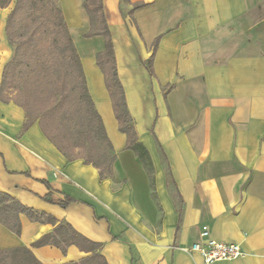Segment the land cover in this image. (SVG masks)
I'll list each match as a JSON object with an SVG mask.
<instances>
[{
	"label": "crops",
	"instance_id": "0c3cea01",
	"mask_svg": "<svg viewBox=\"0 0 264 264\" xmlns=\"http://www.w3.org/2000/svg\"><path fill=\"white\" fill-rule=\"evenodd\" d=\"M84 1L59 3L116 154L113 176L102 179L94 165L68 160L38 121L23 131L24 108L0 101V191L57 221L19 214V234L0 222V249L27 246L42 264L78 261L87 253L76 245L65 253L33 246L66 222L102 243L108 264H204L183 248L206 228L244 252L215 264H264V0H102L156 197L143 162L126 147L97 64L104 37L85 36L91 18ZM2 73L1 66L0 82ZM67 198L73 201L63 207Z\"/></svg>",
	"mask_w": 264,
	"mask_h": 264
},
{
	"label": "trees",
	"instance_id": "16d2710c",
	"mask_svg": "<svg viewBox=\"0 0 264 264\" xmlns=\"http://www.w3.org/2000/svg\"><path fill=\"white\" fill-rule=\"evenodd\" d=\"M13 0H0V8L7 7ZM129 1V0H127ZM143 3H135L134 8ZM83 6L91 18V28L86 37L102 35L104 49L97 53V64L105 76V84L111 95L120 131L127 135V148L135 151L141 159L150 177L152 193L155 194L154 166L146 146L139 141L134 120L128 110L123 85L117 71L116 57L111 32L105 19L102 0H85ZM8 39L14 47L12 58L5 64L0 82V101L15 102L26 112L23 131L34 122H39L42 131L48 139L66 156L68 160L82 159L86 164H92L99 169L102 179L113 176V164L116 158L112 143L106 133L102 118L95 108L89 94L83 72L81 58L74 45L67 22L58 0H15L5 25ZM53 36V37H51ZM51 40L63 52L67 65L65 77L71 80V86L65 84L62 95L55 96L52 103L43 107H32L12 96V74L18 68L37 66L40 80L45 85L50 69L42 63L39 43ZM158 41L154 42L153 53L149 58L148 67L153 72V59ZM74 100L72 102L71 100ZM89 121L85 130L77 125V119ZM77 133L89 135L87 140L77 141L72 137ZM99 145H95L96 141ZM179 199V200H178ZM73 199L67 198L61 202L67 207ZM175 202L182 218V200L175 196ZM19 214H25L32 221H50L56 223V218L45 212L38 211L21 203L8 193L0 191V222L10 230L19 234L21 222ZM54 244L65 253L67 247L76 245L87 253L78 261L62 264H108L101 253L103 246L78 231L66 222L59 223L52 233L36 241L33 246ZM0 264H42L27 246L0 249Z\"/></svg>",
	"mask_w": 264,
	"mask_h": 264
},
{
	"label": "rangeland",
	"instance_id": "374dc122",
	"mask_svg": "<svg viewBox=\"0 0 264 264\" xmlns=\"http://www.w3.org/2000/svg\"><path fill=\"white\" fill-rule=\"evenodd\" d=\"M15 0H13L7 7L6 10L0 13L1 20H7L11 8L14 6ZM59 2V0H58ZM60 4V3H59ZM4 20V25H5ZM6 31V30H5ZM53 37V36H51ZM51 41V40H50ZM49 40H45L39 43L41 50H45L41 56V61L45 67L50 69L51 74H47L48 82L43 84L40 80V74L37 66L32 68L18 67L13 71L12 74V90L10 93L12 96L17 97L18 100L32 107H43L53 102L55 96L62 95L64 85L71 86V80L69 77H65L66 61L63 58L62 50L56 45H52ZM14 53V47L10 43L7 33L6 41L3 37V29L0 30V67L4 68L5 64L12 58ZM74 102V100H71ZM77 125H82L80 129L85 130L88 127L89 121L85 118L77 119ZM75 141L82 139L87 140L89 135L86 133H77L72 136ZM96 144L99 145V141L95 140Z\"/></svg>",
	"mask_w": 264,
	"mask_h": 264
},
{
	"label": "built area",
	"instance_id": "2783aa9c",
	"mask_svg": "<svg viewBox=\"0 0 264 264\" xmlns=\"http://www.w3.org/2000/svg\"><path fill=\"white\" fill-rule=\"evenodd\" d=\"M184 250L200 255L204 264H215L222 260H234L244 255L240 244L213 238L206 228L200 231V239Z\"/></svg>",
	"mask_w": 264,
	"mask_h": 264
}]
</instances>
